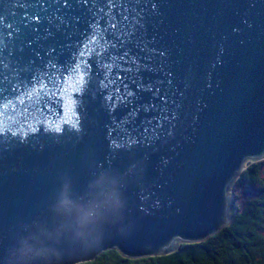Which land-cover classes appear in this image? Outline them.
Here are the masks:
<instances>
[{
	"label": "water",
	"instance_id": "obj_1",
	"mask_svg": "<svg viewBox=\"0 0 264 264\" xmlns=\"http://www.w3.org/2000/svg\"><path fill=\"white\" fill-rule=\"evenodd\" d=\"M68 4L0 0V264L216 234L264 159V0Z\"/></svg>",
	"mask_w": 264,
	"mask_h": 264
},
{
	"label": "trees",
	"instance_id": "obj_2",
	"mask_svg": "<svg viewBox=\"0 0 264 264\" xmlns=\"http://www.w3.org/2000/svg\"><path fill=\"white\" fill-rule=\"evenodd\" d=\"M237 181L236 186L242 185L234 193L233 221L207 239L180 242L171 253L140 258L114 248L79 264H264V159L250 163Z\"/></svg>",
	"mask_w": 264,
	"mask_h": 264
},
{
	"label": "clouds",
	"instance_id": "obj_3",
	"mask_svg": "<svg viewBox=\"0 0 264 264\" xmlns=\"http://www.w3.org/2000/svg\"><path fill=\"white\" fill-rule=\"evenodd\" d=\"M71 201L65 196L61 202L60 207L65 210H70L71 208ZM27 253L31 254L33 258H43L46 264H52L50 256L53 254V250L47 248H31L27 247Z\"/></svg>",
	"mask_w": 264,
	"mask_h": 264
},
{
	"label": "rangeland",
	"instance_id": "obj_4",
	"mask_svg": "<svg viewBox=\"0 0 264 264\" xmlns=\"http://www.w3.org/2000/svg\"><path fill=\"white\" fill-rule=\"evenodd\" d=\"M239 179V177L237 178V180ZM236 184H238L239 185V182L238 181H236V183H235V185H234V187H232V189L230 190V192H229V195L231 196V199H232V201H233V203L234 204H236V202H237V200L235 199V196H234V193L236 192L235 190H237L238 188H240V186L242 185V184H240V186H236ZM240 190V189H239ZM245 193V192H244ZM243 193V194H244ZM247 195V194H246ZM245 194H244V197L246 196Z\"/></svg>",
	"mask_w": 264,
	"mask_h": 264
},
{
	"label": "snow or ice",
	"instance_id": "obj_5",
	"mask_svg": "<svg viewBox=\"0 0 264 264\" xmlns=\"http://www.w3.org/2000/svg\"><path fill=\"white\" fill-rule=\"evenodd\" d=\"M64 3H65V6H66V7L69 6V4H68V0H64ZM37 19H40V17L37 16ZM113 27H115V25H113Z\"/></svg>",
	"mask_w": 264,
	"mask_h": 264
},
{
	"label": "bare ground",
	"instance_id": "obj_6",
	"mask_svg": "<svg viewBox=\"0 0 264 264\" xmlns=\"http://www.w3.org/2000/svg\"><path fill=\"white\" fill-rule=\"evenodd\" d=\"M247 192V191H246Z\"/></svg>",
	"mask_w": 264,
	"mask_h": 264
}]
</instances>
